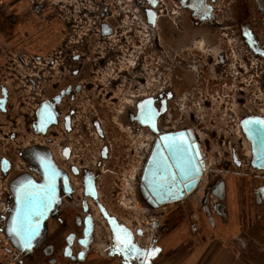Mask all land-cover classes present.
<instances>
[{"label":"flooded vegetation","instance_id":"af4514ba","mask_svg":"<svg viewBox=\"0 0 264 264\" xmlns=\"http://www.w3.org/2000/svg\"><path fill=\"white\" fill-rule=\"evenodd\" d=\"M131 1L136 8L129 13L136 16V21L122 19L120 0H111V5L108 0H18L17 26L25 28L22 41L35 44L32 75L27 79L33 90L28 92L26 84L12 86L20 89L12 101V87L4 81L7 74H3L7 71L1 70L0 98L5 90L6 109H0V250L9 256V251L15 249L14 259L19 262H25L24 254L11 245L5 233L6 219L15 203L12 184L22 176L18 169L40 181L43 175L39 164L42 157H47L59 173L56 209L47 221L44 238L34 247L28 261L34 262L38 254L45 264H61L67 259L79 261L86 254L78 241L83 237L88 216L94 220V231L102 233L106 227L110 232L106 224L102 226V215L98 217L100 206L111 214L108 205L114 201L121 204L119 194L125 188L133 190L135 199L143 203L138 194L140 175L160 135L178 132L160 128L163 122L160 120L169 107L176 118L183 108L189 110L194 123L209 132L206 139L215 136L213 106L208 107L213 102L207 96L213 97L210 93L227 88L232 91L236 82L232 52L221 46V37L215 41L217 28L224 29V41L231 51L234 49L228 36H234L239 53L236 89L242 100L246 95L250 57L258 59L253 70L256 83L264 92V0H220L222 4L219 0ZM140 24L144 28L139 30ZM141 34L144 37L134 38ZM12 74L20 79L9 72ZM152 77L165 79L154 93L149 87ZM203 92L207 96L203 97ZM181 95L185 97L179 106ZM151 97L155 98L156 108L163 110L157 119L159 134L136 118L138 103ZM197 98L202 101L196 103ZM42 103L49 104L55 114L45 131L41 130L38 118ZM196 104L197 112L200 108L206 110L202 118L210 126L195 119ZM244 107L242 112L246 111ZM8 124L12 126L10 132ZM24 125L32 134V144L24 143ZM184 132L188 134L190 150L178 157L188 172L187 181L195 186L187 197L201 202L202 213L209 221L212 212L224 211L219 201L224 198V183L232 173L254 179L260 186L257 193L264 191V181L253 172L233 171L223 165L218 167L219 173H209L201 198L195 197L194 192L202 182L203 162L197 132L192 128ZM243 137L248 141L244 134ZM238 140L236 144L233 142L235 167L243 165L240 157L244 154L241 152L244 142ZM248 144L249 153L245 155L250 156L252 147L249 141ZM26 146L31 148L27 153ZM27 156L32 163L25 160ZM4 158L9 164L6 174L2 170ZM89 180L94 183L95 198L87 192ZM126 198L130 200L129 196ZM184 198L162 207L166 211L158 224L160 230L166 227L169 215L178 211ZM122 225L132 232L131 224ZM94 238L91 237L90 243Z\"/></svg>","mask_w":264,"mask_h":264},{"label":"crops","instance_id":"0c3cea01","mask_svg":"<svg viewBox=\"0 0 264 264\" xmlns=\"http://www.w3.org/2000/svg\"><path fill=\"white\" fill-rule=\"evenodd\" d=\"M7 8L9 1L0 0V63L3 53L9 47L17 50L21 61L27 55L24 51L27 49L12 42L15 34L9 30V27H21L17 26L18 0L11 8L16 9L18 19L12 18L13 21H9L10 15H3ZM23 30L25 28L21 32ZM259 187L254 179L232 173L224 183V198L219 201L224 208L222 213L212 212V221H209L202 213L201 202L192 196L185 197L180 201L178 211L169 215L161 234H158L159 228H148L138 220H129L126 225L131 224L129 226L138 245L146 248L147 252L159 250L152 256L147 255L145 262L135 260L133 263L264 264V199L261 198L264 191L257 193L260 192L257 190ZM105 224L104 222L102 226ZM195 224L196 228L193 227ZM141 228L144 229L143 234L138 236ZM102 231H94L92 238L95 237V240L86 249L82 260L67 259L61 264H129L120 254L115 253V249L112 250L117 244L114 234L106 227ZM9 252L12 258L0 260V264H45L41 254H38L39 258L34 262L28 261L31 254H24L22 258L25 262L22 263L14 259L12 250Z\"/></svg>","mask_w":264,"mask_h":264},{"label":"water","instance_id":"95a60500","mask_svg":"<svg viewBox=\"0 0 264 264\" xmlns=\"http://www.w3.org/2000/svg\"><path fill=\"white\" fill-rule=\"evenodd\" d=\"M3 97L0 98V109H6V91L2 92ZM154 97L146 98L138 103V115L136 118L142 125L150 127V129L159 134L158 116L163 111H159L154 105ZM148 103L152 109L151 120L145 122L142 119V105ZM55 114L51 106L47 103H42L38 110L39 124L42 131L51 124ZM248 121H264V117L254 114L243 116L240 121L241 130L251 143V154L249 157L250 164L257 170H264V142L258 137L256 132L250 127H246ZM160 141L155 145L152 154L149 158L147 166L144 167V172L140 175L141 184L138 189V194L144 205L151 210H157L165 207L168 203L180 200L187 197L194 189V183L187 181L188 172L181 166L179 155L187 154L190 150L187 136L184 131L170 132L160 135ZM27 161L33 162L32 158L26 157ZM2 170L6 174L9 164L7 159L2 160ZM40 169L43 175L42 180H35L32 175L26 172L14 180L12 184V194L14 197V205L9 211V216L6 219L5 233L11 245L23 254H30L34 247L44 238L47 230V221L56 209L59 197V173L53 163L47 157H42L40 161ZM183 181V183H182ZM87 192L96 197V189L92 180L88 181ZM101 215L104 222L108 226L110 232L116 237L117 234H129L132 244L138 249L144 250L138 245L131 231L125 228L118 218L108 212L107 209L100 206ZM35 236L30 241V246H24V228L28 225H36ZM149 228L158 229L157 220H152L148 224ZM138 236L143 234L144 229L141 228ZM94 232V220L92 216L86 219V228L83 237L78 242L83 249H87L90 245V239ZM147 234V232H145ZM162 230H158L161 234ZM116 240V239H115ZM116 250V254H120L129 264H134L133 261L145 262V255L128 251L123 245L119 248L117 244L112 247ZM85 253V251H83ZM68 255V254H67ZM82 255L79 256V259ZM148 258V257H147ZM150 259V258H149ZM141 260V261H140Z\"/></svg>","mask_w":264,"mask_h":264},{"label":"rangeland","instance_id":"374dc122","mask_svg":"<svg viewBox=\"0 0 264 264\" xmlns=\"http://www.w3.org/2000/svg\"><path fill=\"white\" fill-rule=\"evenodd\" d=\"M9 1V8L4 9L3 11V15L8 14L10 15L9 17V21H13L11 20L12 18L15 20L17 19V13L15 12L16 9H11L13 4L16 3L17 0H8ZM135 1V0H134ZM108 2L111 5V0H108ZM90 3V2H89ZM219 4H222V1H218ZM119 8L123 9H128V8H136L133 4L131 0H120L119 2ZM123 12V11H122ZM13 14V15H11ZM15 16V17H13ZM123 20L126 21H133L135 20L134 16H132L130 13L127 14V16H125V14L122 16ZM164 21V20H163ZM19 27V26H18ZM22 27H19V29H17V27H12V29L9 30L10 32H14V36L12 37V42L19 44L17 45L18 47L21 46L22 48L27 50H24L26 52V57L25 59H23V61L18 60V52L17 50H13V49H7L3 55H2V63H0V69L1 70H6L7 73H4L3 75L7 74V78L4 79V81H8L7 84L9 86H14V85H25L26 84V88L29 92L33 90V85L30 84L27 79L30 78L29 75L27 76H20L19 75V71L21 70H26L27 72H31V69H28V66L31 68L32 67V62H33V58L32 56L34 55V48L33 46H35V44H30L28 42H23L22 41V35L23 32H21ZM139 29V28H138ZM216 34H215V41H217V39H219V37H221L222 39L219 40L221 43L222 47H225L228 52H232V65H233V76H235L236 78V82H238L239 80V73L236 75V66L239 63V53L236 49V42L234 39V36H228L231 38V42H232V49H234V51H231L229 48H231V46L226 43L224 41V39L226 38V34H224V29H220L217 28L216 30ZM139 37H144L143 34L141 35H137L134 38L135 39H139ZM218 37V38H217ZM11 39V38H10ZM200 39H202V37H200ZM142 42H145V39L142 38ZM141 44V43H138ZM43 45V44H42ZM5 47V46H4ZM140 50V49H139ZM220 49L217 50V53L219 52ZM29 57V58H28ZM17 60V61H16ZM28 63L26 64L25 61ZM257 58H253L252 61L253 62H249L248 66H249V76H248V80L246 82V95L244 100H242L241 98V93L240 91H237L239 84H236V82H233L234 85H232V91L230 89H225L224 91L219 90L216 94L215 93H210V95L212 96H207L206 92H203V97L204 95L207 97H210L212 99L213 104L209 105L213 106V108L215 109V113L213 118H215L216 123H215V136L211 139H206L207 132L206 130L202 129L200 126L198 127V125L194 124H187L189 126H194L195 129H197V132L199 133V135L201 134V138L204 140L202 141V143L204 142V150L207 151L208 157H210L211 159H214L216 161V167H221L223 165L228 166V168L232 169L233 171H246L249 170L251 171V165H250V161H249V155H245V153H249L246 151H249V144L248 141H245L244 139L241 140L244 142V144L242 145V150L241 152H243L244 154L241 155L240 158H242V162L243 165L241 167H235V162L232 159L231 156V147L232 144L234 145V140H235V144H236V140H238V134H240L241 132L238 130V122L239 119L242 117L243 114L248 113V114H255V112H259L258 108L260 107V100L259 97L261 95V91L259 90V84L256 83V70H253V65L256 66L257 64ZM9 63H12L9 64ZM254 63V64H253ZM10 67V68H8ZM0 70V73H1ZM10 73H15L16 75L19 76L18 79L16 78L13 74L9 75ZM12 78L14 80H12ZM2 79L0 78V81ZM24 80V81H23ZM158 81L162 82V78H158L156 77L153 81L154 86L157 85ZM25 82V83H24ZM237 88V89H236ZM20 89H15V88H11V98L12 101L15 100L16 98V92L19 91ZM245 94V93H244ZM29 101V100H28ZM202 100L197 98L195 100V102H201ZM16 105V103L14 104ZM30 108H32L30 105H28ZM196 106V110H197V104ZM244 107V110H246L245 112L241 111V108ZM28 107V108H29ZM207 107V108H208ZM25 108V111L31 112L30 109ZM262 108V107H261ZM33 109V108H32ZM201 114L204 115L206 113V110H204L203 108H200ZM21 114L23 115H27V113L21 112ZM206 117V116H205ZM163 120V119H162ZM164 124L166 125V118H164ZM186 125V124H185ZM9 128H8V132H10L12 130V126L10 124H8ZM24 130V143H30L32 144L33 142H31V138H32V134H30L31 132H29L26 129V125H24L23 127ZM224 136H226L224 138ZM218 137H221V140L218 139ZM224 141V142H223ZM233 141V142H232ZM232 142V144H231ZM13 144V142L11 143ZM138 148V146H137ZM31 148L29 147H25L24 151L25 153H27V150H29ZM220 154V155H219ZM18 160L24 161L22 158H18ZM25 160H27L25 158ZM18 164L21 165V162L18 161ZM253 168V167H252ZM20 174L22 175H26V172L21 173L20 169H18ZM255 171V170H254ZM253 174H255V172H253ZM209 175V174H207ZM259 178L260 181H264V179L262 178V176H264V172H258L256 174ZM258 178V179H259ZM262 178V179H261ZM1 179V178H0ZM206 183V179L204 181H202L200 187H198L195 192H194V196L198 197L199 199L201 198L202 194H203V190H204V185ZM127 196H129L130 200H127ZM136 193L132 190V192H130V190L128 188L122 189L121 193L119 194L120 200H122L123 202L120 204L117 201H114V203H110L108 206L111 209V214L116 216L118 219L122 220L121 223H125L127 224L130 220H138L139 222L142 223L143 226L148 227V221H150V217L154 218L155 220H157V223L160 224V222H162V214L166 211L164 208H159L157 210H151L148 209L144 203L139 202V199L136 200L135 197ZM122 197V198H121ZM124 197V199H123ZM109 200V198H108ZM170 207V206H169ZM101 213H99L98 217H100ZM146 222V223H145ZM149 228V227H148ZM147 235H149V233H147ZM2 248V247H1ZM8 257V258H7ZM12 258V256H7L5 255L3 250H0V260H6V259H10Z\"/></svg>","mask_w":264,"mask_h":264},{"label":"built area","instance_id":"2783aa9c","mask_svg":"<svg viewBox=\"0 0 264 264\" xmlns=\"http://www.w3.org/2000/svg\"><path fill=\"white\" fill-rule=\"evenodd\" d=\"M120 9H121V11L124 12V14H128L131 8L123 9V10H122V8H120ZM125 16H127V15H125ZM134 18H135V21H136L137 20L136 16ZM140 26L141 27H138L139 30L141 28H144L143 24H140ZM139 49H141V48L139 47ZM250 58H251L250 62H253L252 61L253 57H250ZM24 61H25L26 64H28L26 62V60H24ZM9 64H12V63H9ZM27 66H28V69H31V72H27L26 70H21L19 72L22 73L23 76L29 75L31 77V75H32V67L30 68L29 65H27ZM248 69H249V66H248ZM237 73H238V71L236 72V74ZM155 78L156 77H152V80L149 81V87H150V90H151L150 92H152V93L156 92V90H158L161 87V85H162L161 81H158L157 85L154 86L153 81H154ZM164 81H165V79H164ZM164 81H162V82H164ZM153 86H154V88H153ZM259 90L261 91V89H259ZM142 93H145V92L142 91ZM184 97H185V95H181L180 99L178 100V103L180 102L179 106H182L181 102L183 101ZM259 100H260V107L258 108L259 112L256 111L255 114L260 116V115H264V92H263V90L261 91V95L259 97ZM211 111H212V115L216 114L214 108ZM190 113L191 112L189 110L183 108L181 110L180 114L176 118L173 110L171 109V107H169L168 111L166 112V114L164 116V118H166V123L167 124L166 125L164 124V119L160 120V121H163L160 124L161 130H163V131H186V130H188V128H192L193 130H195L197 132V129H195L194 126L186 127V126H188L187 124H191V125L194 124L193 116ZM194 117H196L195 119L202 121V123L205 122L204 119L202 118V114H201L200 110L198 112L196 110V116H194ZM205 124L210 126V122L209 121H206ZM238 127H240L239 126V122H238ZM238 130L240 132L242 131L241 129H238ZM197 134H198V139H196V142L198 144V147L200 148L201 159H202V162H203V168H202V172H201L200 178H201L202 181H204L207 178V176H208L207 174H209L210 172L219 173V169H218V167H216L217 166L216 165V161L214 159H211L210 157H208L207 151L204 150V142L202 143V141H204V140L201 138L202 137L201 134L199 135L198 132H197ZM237 135H238L237 136L238 139H244L245 140V138L243 137L242 132L240 134L237 133ZM225 137L226 136H224V138ZM218 139L221 140V137H218ZM232 142H231V144H232ZM232 154H233V144H232V147H231V156H232ZM232 159H233V157H232ZM251 172H255V174H257L258 172H264V170H257L255 168L251 167ZM201 183H199L198 187H200ZM0 186H1V184H0ZM0 190H1V188H0ZM154 219H155V217L154 218L150 217V221H148L147 223L150 224L152 222V220H154ZM15 251H16L15 249H12L13 253Z\"/></svg>","mask_w":264,"mask_h":264},{"label":"snow or ice","instance_id":"6c2138e0","mask_svg":"<svg viewBox=\"0 0 264 264\" xmlns=\"http://www.w3.org/2000/svg\"><path fill=\"white\" fill-rule=\"evenodd\" d=\"M151 2H154V0H151ZM195 6V5H194ZM142 119L145 120V122L151 120L152 117V109L151 106L146 102L144 105H142ZM250 126L257 134V137L264 142V121H259L258 123L255 121H248L246 123V127ZM264 158V157H258V159ZM264 166V165H262ZM264 199V196L261 197ZM38 228V223L36 225H28L24 228V246L25 248L30 246V241L36 234V230ZM117 247L124 246L128 251L138 253L139 255H149L152 256L155 254V252L159 251L158 249H153L147 253H145L144 250L138 249L134 244H132L130 235H120L117 234L116 237Z\"/></svg>","mask_w":264,"mask_h":264}]
</instances>
